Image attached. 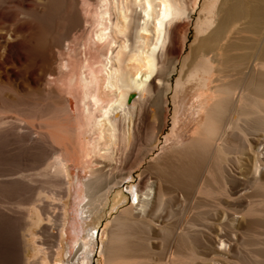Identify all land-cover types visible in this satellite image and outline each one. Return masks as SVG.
I'll return each instance as SVG.
<instances>
[{
  "label": "bare ground",
  "instance_id": "1",
  "mask_svg": "<svg viewBox=\"0 0 264 264\" xmlns=\"http://www.w3.org/2000/svg\"><path fill=\"white\" fill-rule=\"evenodd\" d=\"M6 190L0 214L35 199L30 247L55 223L47 264H148L131 223L150 248L172 231L161 264H264V0H0ZM183 200L189 227H171Z\"/></svg>",
  "mask_w": 264,
  "mask_h": 264
},
{
  "label": "rangeland",
  "instance_id": "2",
  "mask_svg": "<svg viewBox=\"0 0 264 264\" xmlns=\"http://www.w3.org/2000/svg\"><path fill=\"white\" fill-rule=\"evenodd\" d=\"M196 35H197V32H196L195 26H192L191 31H190L191 41H193L195 39ZM188 54H189V50L186 51L184 56L186 57V56H188ZM177 77L178 76L175 77V80ZM170 108H172L171 95H170ZM171 113H172V111H171ZM171 116H172V114L170 115L169 119H171ZM156 121L157 122L160 121V118L158 115H157V118L150 117V122L147 123L148 125L145 126L146 128L144 127V129H143L144 131L142 130L143 131L142 132V142L140 144H141V147L144 149H147V147L150 146V142H151L150 140H152L151 136H153V134L156 132V124H155ZM147 143H148V145H147ZM133 156H135V155H133ZM154 156L156 157L157 153ZM154 156L151 155L150 153L147 154L144 161H142L141 168H138V169L133 168V165L131 164L130 168H131V170L133 168L134 174H133L132 178H129V180L127 181L128 183L125 185V187L130 186L131 184L137 185V183L140 182L142 180V178H144L143 170L148 166L150 161H152L154 159ZM134 159L135 158L133 157V158H131L130 161L134 162ZM44 185H45L44 186L45 188L50 190L46 184H44ZM41 186H43V184L40 185L39 187H41ZM2 190L5 191V189H2ZM7 190H6V192L3 191V193L0 192L1 193L0 197H2L1 200L4 199L3 201L8 200L9 192ZM124 193L127 196L129 194L126 188H124ZM4 194L6 196L5 198L2 196ZM6 194H8V195H6ZM49 197H50V195H48V197L45 199L43 198L44 199L43 202H37L36 204H38V205L42 204V206L45 207V209L47 210L46 213L48 215H51V217L57 216L61 212V210L57 207L59 201L58 200L54 201L52 198H49ZM16 199L17 200H14L16 202H14V206H13L14 209L17 208L14 211L15 212L14 216L12 214H10L11 212H6V211H3L4 214L3 213L0 214V264H47L48 262H51L52 259L54 258V256L56 255L57 250H58L57 243L55 240L56 238L54 237V235L56 233L55 223L50 222L49 220H46V221L41 222L39 224V226L36 225L35 230H37V231H35V232H37L38 236L35 237V240L37 239V241L39 242V244H38L39 248H40L39 251H41L40 253H37V251H35V250H38L39 248L30 247L32 245L28 244V243H31V238L28 236V234L30 233L29 232L30 226L26 225V221L28 220L27 219L28 218L27 213H29L33 210L32 204L35 202L34 201L35 199L31 200L29 197L28 198L23 197L22 199H19V197H18ZM183 201H180V203L182 202L181 205H179L180 204L179 202L174 203L172 208H171L173 210V211L171 210V227H174V226H175V228H182V227L188 228L189 227V222H190L189 216L190 215H188L187 212L190 208V201L189 200H187L186 202H185V200H183ZM185 203H186V205H184ZM45 204H47V205H45ZM184 209H185V211H184ZM180 210H181V213H180ZM49 211H50V214H49ZM182 212L187 216L182 214ZM174 213H176V214H174ZM178 213H179V215H178ZM111 214H112V216H111ZM173 214L175 217L173 216ZM181 214H182V216H181ZM115 216H116L115 213L110 210L107 213V216L102 218L103 221H101V223H100V230H102L104 228V226L106 225L107 219L114 220ZM186 221L188 222V224H186ZM176 223H177V225H176ZM179 223L183 224V225H180ZM172 225H174V226H172ZM137 226L138 225L134 224V223L129 224L128 228L126 229L127 231L124 230V233L130 237L136 238L137 240L140 239L142 242V245L144 243L148 247V250H147V248L145 246H142L144 248V250L146 249L145 255L148 258V262H147L148 264H161V261L163 260L165 254H166L164 252H166L168 250V243H169V239L171 237L172 231L170 230L169 232L167 231V232L158 234L157 235L158 237L155 235V239L153 240L154 243L152 244L153 245L152 246L153 249H152V248H150L151 245H148V239H146V238L150 237V236H147L148 232L143 231V233H142L140 231V227L139 226L137 227ZM129 229H131V230H129ZM133 230L134 231L137 230L138 232L137 231L134 232ZM135 235H136V237H135ZM143 238L147 242L144 241ZM165 238H166V240H165ZM163 244H164V247H163ZM36 247H38V246H36ZM46 256L48 257V260H49L48 262L45 261ZM247 259H248V261H247L248 264H253V261H255V259H253L252 257H250V259L249 258H247ZM127 262L128 261L126 259L123 260L124 264H128Z\"/></svg>",
  "mask_w": 264,
  "mask_h": 264
}]
</instances>
